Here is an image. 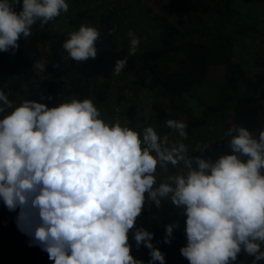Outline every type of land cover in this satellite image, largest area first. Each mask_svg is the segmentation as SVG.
<instances>
[{"label":"clouds","instance_id":"1","mask_svg":"<svg viewBox=\"0 0 264 264\" xmlns=\"http://www.w3.org/2000/svg\"><path fill=\"white\" fill-rule=\"evenodd\" d=\"M61 11H68L65 0H0V51L16 49L34 23L46 24ZM98 36L95 28L81 26L63 48L72 60L95 59ZM138 44L133 37L129 55L136 53ZM126 64L127 57L118 60L114 75ZM0 102L12 107L3 91ZM5 111L0 107V113ZM98 116L90 100L51 109L27 100L0 119V198L8 210L19 207L17 229L32 237L49 260L142 264L130 254L128 233L141 213L145 193L157 207V196L171 193L172 203L184 208L187 243L180 254L189 264H229L236 261L241 246L255 258L253 264L264 259V131L258 140L242 127L235 135L225 132L233 154L213 163L188 157L185 144H169L152 127L144 129L141 140L136 131L119 124L110 128ZM167 126L187 138L185 123L168 120ZM240 156L248 159L243 162ZM180 162L189 169L187 175L169 177L174 188L162 183L153 190L157 166L166 170ZM174 227H166L164 243H169ZM152 238L144 230L134 236L137 247L143 242L151 250L149 264H164Z\"/></svg>","mask_w":264,"mask_h":264},{"label":"trees","instance_id":"2","mask_svg":"<svg viewBox=\"0 0 264 264\" xmlns=\"http://www.w3.org/2000/svg\"><path fill=\"white\" fill-rule=\"evenodd\" d=\"M235 1L65 0L67 12L61 11L59 16L43 25L38 20L31 26L28 37L21 35L16 49L9 46L7 51H0V91L5 92L12 103V107L7 108L0 102V107L6 108L4 113H0V119L25 102L22 98L20 102V94L26 91L31 96L35 93L36 98L43 101L58 100L65 95L73 96L79 102L90 100L99 112L98 117H102L110 128L121 117L119 125L122 124V128L137 131L140 126L135 125L136 106L127 107L125 104L122 111L115 110L121 98H117V90L128 89L134 94L145 91L155 99L154 103L159 102L151 105L160 113L158 120L175 121L183 116L185 132L190 126L196 127L218 116L226 132L232 130L235 135V130L242 127L258 140L264 131V61L263 57L253 60L242 40L250 45L258 39L259 44L264 45V31L238 24L242 14L237 12ZM238 1L249 4L260 0ZM14 10L19 12L21 8L16 6ZM81 26L95 28L99 33L94 45L97 48L95 59L72 60L63 48L71 34ZM250 30L254 34L251 35ZM133 37L139 44L136 53L129 55ZM238 41L244 45L241 47L236 43ZM125 57L126 66L114 75L116 62ZM250 63L252 67L248 66ZM37 64L43 70L38 69ZM218 66L224 67L220 91L210 102L201 100L199 96L203 116L192 119L187 113L189 99L203 85L210 68ZM122 83L125 84L121 86ZM158 104L164 106L168 114ZM230 140V136L224 135L221 140L202 147V152L196 151L188 157L200 156L214 163L221 156L233 154ZM170 167L189 171L183 162ZM171 168L167 171L169 176H172ZM192 168H196L194 162ZM159 172L156 169L153 190L162 183L174 188V182L160 181L163 175ZM171 195L159 196L160 205L157 207L145 193L141 213L133 229L129 230L130 254L133 257L141 255L144 264L151 261V250L144 247L143 242L136 246L134 236L139 230L152 234L150 243L162 253L164 264H179L180 249L186 246L185 226L175 222L171 211L184 215V208L175 206ZM18 213V206L8 210L0 198V264H24V258L19 260L12 248L20 244L38 245L32 237L17 229L15 220ZM169 225L176 227L168 238L169 243H164L165 230ZM261 251H264V244ZM254 259L250 256V264ZM258 262L260 260L255 264ZM152 264L160 262L152 261Z\"/></svg>","mask_w":264,"mask_h":264},{"label":"rangeland","instance_id":"3","mask_svg":"<svg viewBox=\"0 0 264 264\" xmlns=\"http://www.w3.org/2000/svg\"><path fill=\"white\" fill-rule=\"evenodd\" d=\"M235 2L238 8L237 12L239 14H242L241 20L238 21V24H241L242 26H250L254 28L256 31H264V0H260L256 3H249V4H245L238 0H236ZM150 3L152 4L153 2L151 1ZM249 32L251 35L254 34V33H251V30ZM257 36H259V34H257ZM242 41L246 45V48L249 49L248 54L253 60L258 57L260 58L263 57L262 59L264 61V45L259 44L258 39L255 40L256 43L254 44L251 43L250 45H247L248 41L246 42L244 39ZM242 41H238L236 43H240L242 47V45H244ZM232 49L233 48H231V52H232ZM245 61L250 62L249 60H245ZM248 66L252 67V63H250ZM223 72H224L223 66L211 67L209 72L206 75L203 85L196 91L195 96L193 95V97L189 99L190 102L187 105V109H188L187 113L191 116L192 119L200 118L203 116V107L201 105L202 103L200 102L201 100L210 102L213 99H216L220 91L219 87L220 85H222L221 80H223ZM124 84L125 83H122L120 85L122 86ZM111 88L113 90L114 86H112ZM116 94L118 95L117 98L119 96L121 97L120 100L117 102L118 105L116 106V109H115L116 111H120V110L122 111V109L126 108L125 104H127V107H130L131 105L136 106V116L134 120L137 123L135 125L140 126V129H138L137 131L136 130L134 131L138 133L139 138L141 140L143 139L144 129L147 127H152L153 130L156 132V134L161 139H163L164 137H167L169 144L176 143V142H181L185 144L187 148V155H191L192 153L198 151L197 146H200L202 148L204 147V145L213 144L221 140L225 135L226 131L224 130L222 119L218 116H214V117H211L206 122L196 127L190 126L191 128H189V130L186 131L187 138L184 139L179 136L178 132H176L175 130L171 128L166 132V129L168 128L167 126L168 119L166 118L163 120L157 119L160 113H157L156 111H154L151 108V105L157 104L159 102L154 103L155 99L151 97V95H149L145 91H140L138 94H134V92L128 89H123L121 91L117 90ZM199 96L201 100H199ZM21 98L24 99L25 101L31 100L37 103L44 104L49 109L57 107L61 104L71 103L74 100L79 102L77 98L75 97L73 98V96L70 98L67 95L63 96L61 99H58V100L43 101V100L37 99L35 93H33V95L31 96L29 92H26V91L24 92L21 91L20 102H22ZM158 106L161 107V109H163L165 113L168 114V111L165 110L164 106H160L159 104ZM98 110H101V109H98ZM175 115L178 116V114H175ZM5 116L6 115L4 114L1 117L4 118ZM98 118L103 120L102 117H98ZM120 120H122L121 117L119 121L115 124H119ZM175 121H179L183 123L186 122L183 116H181L179 120H175ZM121 126L123 125L121 124ZM152 155L155 156V153H152ZM241 159L243 162H246L248 157L241 156ZM169 167L170 165H168L167 169L165 170L164 168H161L159 165L157 166V169H159L160 171L159 172L160 175H163V177L161 176L160 181H163V180L169 181L170 180L169 177H174L177 175H180V176L187 175L186 171L182 172L180 169H178L177 171V168L170 167L172 169V172H171L172 176H169L167 175V171L170 169ZM261 174L264 175V169L261 170ZM154 175H157V173L155 172ZM170 181L174 182L173 180H170ZM171 213H173L172 216L175 218L174 220L176 223H181L183 226H186L185 225V220H186L185 215L176 213L175 211H171ZM6 245L9 246V244H6ZM20 245H16L15 248H12L11 246V248L15 249L16 257L19 260L20 258H24L22 263L24 264L26 263L28 264L30 263L32 264H51V260H49L48 254L45 251H43L39 245L37 246H27L25 244H20ZM133 258L136 260L142 261L141 255H138ZM249 259H250V255L245 253L243 251V246H241V252L237 255L236 261H230L229 264H250ZM178 263L179 264H189L187 259H185L182 255L179 257ZM258 264H264V261L261 259L260 262H258Z\"/></svg>","mask_w":264,"mask_h":264},{"label":"crops","instance_id":"4","mask_svg":"<svg viewBox=\"0 0 264 264\" xmlns=\"http://www.w3.org/2000/svg\"><path fill=\"white\" fill-rule=\"evenodd\" d=\"M182 172H184V170L183 169H180ZM147 195H148V193H147ZM149 196V195H148ZM159 196H157V198H158ZM153 200V199H152ZM153 202V204L156 206V204H155V202H154V200L152 201Z\"/></svg>","mask_w":264,"mask_h":264}]
</instances>
